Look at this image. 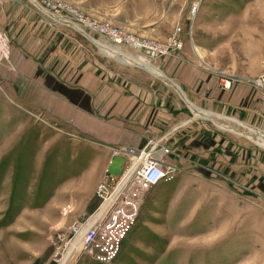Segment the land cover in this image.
Masks as SVG:
<instances>
[{"label": "rangeland", "instance_id": "374dc122", "mask_svg": "<svg viewBox=\"0 0 264 264\" xmlns=\"http://www.w3.org/2000/svg\"><path fill=\"white\" fill-rule=\"evenodd\" d=\"M21 1L37 10L31 6L38 13L35 22L45 23L56 43H40L37 53L43 58L23 65L9 52L27 53L0 28L8 39V60L0 59V264H58L83 219H74L77 212L68 219L60 213L75 177L82 181V196L100 204L97 183L106 175L108 183L116 181L131 161L124 146L86 132L85 125L64 117L57 103H74L71 93L85 94L88 80L101 103L103 86L113 82L105 75L108 69L136 67L159 79L141 65L104 54L101 48L118 47L105 41L101 26L160 43L164 49L152 54L129 41L119 43L120 50L147 57L154 66L160 56L190 50L198 64L218 69L219 85L226 77L232 85L244 80L264 90V83L255 82L264 79V0H43L55 12L89 22L84 30L95 39L72 24L57 23L30 0ZM52 26L59 27L61 38ZM182 103L208 127L200 122L199 134L171 145V178L139 182L137 216L119 226L125 235H113L110 223L99 222L93 242L86 247L81 242L66 264H264V145L255 138L264 133V123L245 122L260 129L253 130L218 112L197 115ZM101 112L92 114L102 118ZM108 146L112 154H123L111 168Z\"/></svg>", "mask_w": 264, "mask_h": 264}, {"label": "crops", "instance_id": "0c3cea01", "mask_svg": "<svg viewBox=\"0 0 264 264\" xmlns=\"http://www.w3.org/2000/svg\"><path fill=\"white\" fill-rule=\"evenodd\" d=\"M31 6L24 4L21 0H0V28L6 31L12 45H18L24 54H28L25 56L20 53V55L17 54V51L14 53L10 51L9 56L11 55V58L15 60L17 56L18 59L22 60L23 65H26L27 59L43 58L42 54L37 53L38 45L54 39H49L51 38L50 35L46 34L45 28L47 26L45 23H43L45 25H40L35 22L38 13H35L37 10L32 6L36 10L33 13L32 10L34 9ZM32 22L35 23L34 34L30 31ZM57 28L52 26L50 31L55 37L61 38V31L59 27ZM70 39L73 41L72 38ZM53 42L56 43V41ZM97 43H99L100 48L103 47L101 46L102 42L101 44L100 42ZM194 46L196 45H193L192 49ZM101 50L104 54L111 52L112 54L108 55L114 56L122 62H129L122 54H127L132 59H136L138 56L130 55L117 48L109 49V51L102 48ZM175 52V54L160 56L156 60L155 65L157 67L149 63V59L144 56L142 57L146 58L148 63H140L139 60H137L138 63H135L136 61L129 62L149 69L159 79L151 77L150 74H146L136 67H126L125 72L108 69V73L105 75L111 77L113 82L108 85L105 83L103 86L101 103L93 94L95 84L92 83V85L88 80L87 83L89 84H87L85 94L79 90L78 92L71 91L73 92L71 93L72 101L79 105H74L73 102L68 105L61 100L57 103V107L61 112L64 111L62 112L64 117L70 118L78 125L79 123L85 125L86 132L102 137L110 145L124 146L130 156V161L133 153L144 147L150 139L159 140L171 149V153L174 142L192 138L195 133L201 132V125H198L200 122H202V128L208 127V124L201 119L192 118L193 113L184 106L182 100L190 106H188L189 108H194L193 112L196 110L199 112H218L219 115L230 116L228 118L236 123L239 122L253 130H260L247 125L245 122L264 123L263 88L244 80L235 82L229 88L221 87L218 83V69L216 67L207 62L204 66L198 64L190 50L184 53ZM18 65L20 66V63ZM116 77L118 78L116 79ZM169 82L173 84L174 89H171ZM174 92H177L180 97ZM80 107L86 110H81ZM94 109H97L98 112L102 110L103 117L94 116L92 114ZM187 130L189 131L187 132ZM255 138L259 144L264 145V133ZM111 147L113 146H108V150L105 151L108 158L113 157L110 158V168L113 165L117 166L123 156L121 153L112 154L114 150H111ZM167 156L168 154L165 160L169 163ZM90 159L91 155L87 160ZM81 168L84 171L87 165L83 164ZM91 176L94 181L95 176ZM1 181L4 186H7L8 174L4 175ZM93 181L91 185L94 186ZM82 185L81 179L75 177L71 186L73 188V190L71 189L72 193L63 201L64 205L60 211L63 218H72L73 214L77 212L74 219L83 218L80 223H84L97 210L99 204L92 202L93 199L90 201L84 198L83 194L80 193ZM141 209L140 207L138 218L142 214ZM138 218L134 226L137 225ZM127 236L128 234L125 237Z\"/></svg>", "mask_w": 264, "mask_h": 264}, {"label": "built area", "instance_id": "2783aa9c", "mask_svg": "<svg viewBox=\"0 0 264 264\" xmlns=\"http://www.w3.org/2000/svg\"><path fill=\"white\" fill-rule=\"evenodd\" d=\"M30 2L35 4L34 6L41 9L43 12H49L48 15L55 20L62 21L61 19L63 18L58 17V15L55 14V11L43 2V0L41 1L42 4L36 0H30ZM77 21L71 20L70 24L74 25L79 30L84 29L79 27L76 23L84 27L90 25L89 22L86 23L80 19ZM101 29L107 34V39H105V41L109 44L120 46V41H129L133 43L137 49L146 50V52L151 54L155 52L160 53L164 49V47L158 42L139 40L138 38L128 35L120 29L110 25H102ZM7 41L8 39L6 35L0 31V59L8 60ZM175 41L176 40L173 39V42ZM219 82L220 85L225 88H229L232 85L231 80L226 77H220ZM255 82L257 84H263L264 79L259 77L255 79ZM170 151L171 149L162 144L159 140L150 139L144 147L133 153L130 165L116 181L112 180L108 183L106 175L105 178L97 183L95 190L96 194L101 198L100 204L97 210L86 221H84V223H79L76 234L83 225L84 227L78 233L71 246H69L68 250L70 247L72 248L69 253L68 250L66 251L60 264L66 263L69 257L73 254V251L78 249L81 242H83V247H86L93 242L95 238L94 233L100 226V224L98 225L99 222L103 223L102 227H104V224L110 223L109 229L113 235H123L125 233V231H121V227L119 226L125 224L129 225V222L134 221V218L136 217L138 210L137 207L142 198L138 187L139 182L152 185L171 178L175 169L165 160L166 155L169 154ZM105 200L106 202L103 204ZM90 218L92 219L90 220Z\"/></svg>", "mask_w": 264, "mask_h": 264}, {"label": "bare ground", "instance_id": "6f19581e", "mask_svg": "<svg viewBox=\"0 0 264 264\" xmlns=\"http://www.w3.org/2000/svg\"><path fill=\"white\" fill-rule=\"evenodd\" d=\"M40 8H41V6H40ZM55 14H57L58 17H62V18H63V19H61L62 21H66V22L71 23V20H72V19H70V18H68V17H66V16H64V15H62V14H59V13H57V12H55ZM64 18H65L66 20H65ZM67 19H69L70 21L67 20ZM54 21H55V20H54ZM73 21H74V20H73ZM56 22L59 23V21H57V20H56ZM75 23H76V22H75ZM60 24H63V23H60ZM64 24H65V23H64ZM64 24H63V25H64ZM76 24H77L79 27L81 26L83 29H85L84 26H82V25H80V24H78V23H76ZM73 26H74V25H73ZM84 31H85V30H84ZM85 32H86V31H85ZM86 33H88V35H89L91 38L95 39L94 37H92V35H91L89 32H86ZM111 45H113V44H111ZM113 46H116V45H113ZM116 47H118L117 49H120L119 46H116ZM121 51H123V50H121ZM123 55H124V54H123ZM139 56H141V55H139ZM127 58H128V57H127ZM127 60L129 61V58H128ZM131 60H132V62H135V61H136L135 63H138L137 60H139L140 63H142V62H144V63H148V62H149L148 60H146V59H144V58L141 59V57H138V56L136 57V59H131ZM129 62H131V61H129ZM149 63H150V62H149ZM144 65H146V64H144ZM147 67H148V66H147ZM149 67H150V66H149ZM151 68H152V67H151ZM154 68H155V67H154ZM192 110H193V109H192ZM194 113L197 114V113H199V111L196 110V111H194ZM105 202H106V200L104 201L103 204H105ZM92 218H93V217H92ZM92 218H90V220H91ZM83 227H84V225H83ZM83 227H82L79 231H81V230L83 229ZM79 231H78V232H79ZM71 244H72V243H71ZM71 244H70L69 246H71ZM68 248H69V247H68ZM68 248L66 249V251L68 250ZM71 248H72V247H70V249L68 250V253L70 252ZM66 251H65V252H66ZM75 251H76V250H75ZM75 251H73V254L69 257L68 260H70V259L72 258V256L74 255ZM63 256H64V255H63ZM63 256H62V257H63ZM68 260L66 261V263L68 262ZM66 263H65V264H66ZM58 264H60V262H59Z\"/></svg>", "mask_w": 264, "mask_h": 264}, {"label": "water", "instance_id": "95a60500", "mask_svg": "<svg viewBox=\"0 0 264 264\" xmlns=\"http://www.w3.org/2000/svg\"><path fill=\"white\" fill-rule=\"evenodd\" d=\"M65 23H67V24H70L69 22H66V21H64ZM194 109V108H193Z\"/></svg>", "mask_w": 264, "mask_h": 264}]
</instances>
